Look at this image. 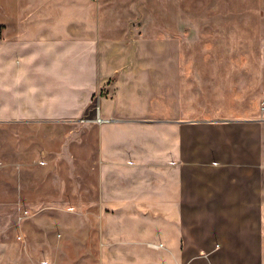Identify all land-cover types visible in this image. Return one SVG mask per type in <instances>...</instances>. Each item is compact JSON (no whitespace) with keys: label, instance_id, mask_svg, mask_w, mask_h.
Segmentation results:
<instances>
[{"label":"crops","instance_id":"0c3cea01","mask_svg":"<svg viewBox=\"0 0 264 264\" xmlns=\"http://www.w3.org/2000/svg\"><path fill=\"white\" fill-rule=\"evenodd\" d=\"M32 1L30 25L0 28V122L73 128L57 151L48 142L77 181L79 200L59 207L64 256L264 264V76H120L144 42L106 39L103 11L87 4L70 15L50 4L41 20L45 3ZM218 11L264 49V0Z\"/></svg>","mask_w":264,"mask_h":264},{"label":"rangeland","instance_id":"374dc122","mask_svg":"<svg viewBox=\"0 0 264 264\" xmlns=\"http://www.w3.org/2000/svg\"><path fill=\"white\" fill-rule=\"evenodd\" d=\"M32 2L0 0V28L4 23L20 25L21 17L25 26L30 25ZM43 2L39 9L45 13L51 10L50 4H59L65 15L87 4L103 11L106 39L144 42L143 49L138 47L120 62V76H264V49L257 48L255 33L248 32L240 42L234 30L240 18H226L218 11L240 10L241 0ZM47 18V13L41 16V20ZM244 20L254 28L255 17ZM36 126L27 123L16 128L0 122V244L5 246L0 264H99V257L64 256L60 250L70 251L73 244L63 240L69 221L59 207L79 199L70 190L77 181L67 179L69 168L64 160L49 158L48 142L55 140L51 150L57 151L73 128L62 123ZM22 230L29 238L24 243L28 251L22 247ZM32 234L39 239H32ZM31 242L37 245L33 257Z\"/></svg>","mask_w":264,"mask_h":264},{"label":"built area","instance_id":"2783aa9c","mask_svg":"<svg viewBox=\"0 0 264 264\" xmlns=\"http://www.w3.org/2000/svg\"><path fill=\"white\" fill-rule=\"evenodd\" d=\"M101 119H102V118H101L100 116L97 117V121H98V122H100Z\"/></svg>","mask_w":264,"mask_h":264}]
</instances>
